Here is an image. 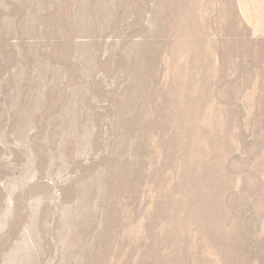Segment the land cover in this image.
I'll return each mask as SVG.
<instances>
[{
    "label": "rangeland",
    "instance_id": "obj_1",
    "mask_svg": "<svg viewBox=\"0 0 264 264\" xmlns=\"http://www.w3.org/2000/svg\"><path fill=\"white\" fill-rule=\"evenodd\" d=\"M0 264H264L234 0H0Z\"/></svg>",
    "mask_w": 264,
    "mask_h": 264
},
{
    "label": "crops",
    "instance_id": "obj_2",
    "mask_svg": "<svg viewBox=\"0 0 264 264\" xmlns=\"http://www.w3.org/2000/svg\"><path fill=\"white\" fill-rule=\"evenodd\" d=\"M242 23L255 35L264 38V0H234Z\"/></svg>",
    "mask_w": 264,
    "mask_h": 264
}]
</instances>
